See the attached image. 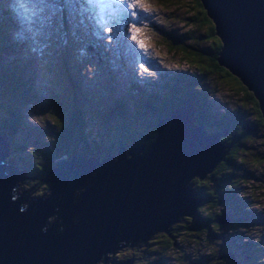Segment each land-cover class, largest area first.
Here are the masks:
<instances>
[{
    "label": "trees",
    "instance_id": "16d2710c",
    "mask_svg": "<svg viewBox=\"0 0 264 264\" xmlns=\"http://www.w3.org/2000/svg\"><path fill=\"white\" fill-rule=\"evenodd\" d=\"M161 1L165 2V0ZM180 1L182 3L187 1V8L191 9L182 16L184 25L189 27L181 30L168 28L169 36H165L168 39L165 48L180 63H186L189 66L185 69L162 68L161 72L156 73L157 80L143 79L142 82L131 71L124 69L119 62V65L117 63L114 66L115 69L111 70L107 65L95 70L87 67L84 51L82 54L80 50V39L85 40L82 41L84 46L92 45L90 41L94 40L87 37L86 29L91 27L86 19L82 24L73 25L72 29L69 28L68 34L61 32L52 42V53L45 55L40 54V45L34 46L32 34L23 32L20 28L21 21H25L22 15L17 11L12 12L6 3L0 6V34L2 33L0 47L8 48V51L14 49L19 51L16 48L21 44L30 45L37 51L35 58H39L45 66V72L43 71L39 76H34V66H31L27 74L23 71L24 77H18L20 84L15 82L16 79H13V73L8 66L5 67L3 64L0 67V137L2 135L7 141V151H11L10 155L21 158L13 161L17 166L18 177L21 174H32L41 180L46 172L52 171L58 158L63 156H67L68 159L73 158L79 144L86 156L91 155L100 161L114 157L119 147L114 139L106 142L102 139L95 140L94 136L89 135L92 118L96 116L94 106H102L100 114L118 119L123 123L124 127L121 130L124 131L125 143L128 147H131L134 142L141 144L154 138L158 115L161 113L160 116L166 118L172 108L178 107L187 98L194 100L199 107L200 114L196 119V124L203 126L209 132H221L226 127H230L221 139L229 147L225 150L221 161L202 179L198 180L194 177L189 182L196 199L203 201L192 215H186L168 225L167 233L162 231L150 236L145 245L140 246V249L138 247L128 248L129 251L120 255L117 251L116 259H98L95 264H128L130 258L133 262L143 260V264H166L163 258L167 256L175 264H194L191 260V262L184 263L179 256H182L183 252L196 255L197 251L193 250L192 245L200 244L207 238L211 239L215 245L222 242V238L218 235L223 230L219 227L221 223L216 221L220 214L217 210L210 208L212 205L227 202L233 197L240 202L238 191H242L241 185H244L242 194L246 195L249 201L255 203L258 201L256 198H259L261 199L259 203H264V118L259 111L256 98L236 76L215 61V56L221 47L220 39L214 33L213 23L199 0ZM29 28L33 32L39 30L32 23ZM69 32L74 44L70 56L67 55L69 51L65 46ZM163 33L166 34L165 31ZM106 48L105 44L99 41L95 49L99 59L105 63L109 61ZM25 55L27 53L17 57L18 66L21 68L26 63L21 58ZM196 64H200L201 67H196ZM4 69L11 72L9 77ZM115 71L124 77H129V82L126 81L127 85H120L115 81ZM83 73L105 80L110 94L118 92L119 94L107 98L100 104L101 95L92 96L93 90L89 91V86L86 90L79 89L80 85L84 84L81 78ZM15 74L17 75V71ZM54 75L58 79L57 82L60 81V88L54 86ZM40 77L42 83L41 80L37 83ZM225 89L223 94L229 97V106L221 112L213 100L215 91ZM39 98L45 100L41 103L40 110L42 113L48 112L51 115L53 121L49 126L54 130L50 136L51 141L44 144L43 148L34 143V135L30 129L26 128L27 121L23 113L24 106L29 103L30 105L38 104ZM242 121L243 126L240 125ZM42 123H44L43 120L38 126H43ZM101 127L108 128L110 132L115 131L105 122ZM246 129H251V131L245 132ZM109 131L106 135H112ZM255 141L258 143L252 146ZM18 162H20L19 165ZM242 171L244 176H241ZM252 172L258 173L255 186L248 180V174H253ZM46 185H48L46 188L48 194L51 184ZM248 188L249 190L246 191ZM36 191L35 193L40 194L42 189ZM236 205L241 211L240 218L234 222L237 226L231 228L228 235L244 238L245 233L249 234L251 230L249 228H252L247 226L250 222L254 223L252 220L256 219H253L254 215H249L238 203ZM261 211L264 213V206ZM73 222H76V219ZM251 231L254 236L258 233L257 230ZM263 236H255V238L262 243ZM178 238L181 239L180 248H177L175 243ZM212 247H214L213 244ZM142 248L155 254H152L150 258H145L144 254L147 251L141 253ZM241 248L244 258L251 259L245 264H264L262 261L263 248L254 246L250 241H243ZM200 249L207 250L204 254L208 253L206 246ZM227 254L233 253L228 251ZM105 256L107 254L100 257ZM221 258L217 257L215 252L212 260L216 262L214 264L218 261L222 264H235L230 257V261Z\"/></svg>",
    "mask_w": 264,
    "mask_h": 264
},
{
    "label": "water",
    "instance_id": "95a60500",
    "mask_svg": "<svg viewBox=\"0 0 264 264\" xmlns=\"http://www.w3.org/2000/svg\"><path fill=\"white\" fill-rule=\"evenodd\" d=\"M199 2L220 39L215 61L254 95L264 118V0ZM160 115L154 138L127 153L121 147L101 161L58 158L46 172L49 193L34 203L13 191L17 176L1 160V149L0 264H91L192 215L201 200L189 182L210 173L224 147L217 132L195 123L192 101Z\"/></svg>",
    "mask_w": 264,
    "mask_h": 264
},
{
    "label": "rangeland",
    "instance_id": "374dc122",
    "mask_svg": "<svg viewBox=\"0 0 264 264\" xmlns=\"http://www.w3.org/2000/svg\"><path fill=\"white\" fill-rule=\"evenodd\" d=\"M23 2L28 3L29 6H35L37 8H44V12L42 13V17H47L48 15V6L47 5H41L39 3H36L35 5H31L30 0H23ZM63 0H56L57 5L59 6L62 4ZM105 3H110L111 7L110 9H105V15L108 18V27L112 28L111 33H107L106 28L101 29L97 24V19L99 16L100 11V5L95 6L92 11L84 14L83 16L70 14L67 8L63 12H58L56 17L51 21V24L49 25V22L46 19H43L41 16H38L32 25H34L36 28H38V32H33L30 30L29 25L30 23H26L25 21H21L22 23L19 24L20 28L23 32L31 33L32 39L34 40V46L38 47L37 45H40V54H51L53 51L52 42H54L61 32H64L68 34V29L71 28L73 25H79L82 24L85 21V16L87 17V22L89 26L92 28L86 29L87 37L90 36L94 38V41H90L92 45H83L81 40L80 50H84V57L85 62L87 64V67H91L92 69H99L102 68V66L107 65L109 69H115L114 66L115 63L121 62L124 67H128L130 70H132L137 76L139 77H145V78H151L150 76H155V71L151 69V67H164V68H176L177 66V58L173 57L171 53L167 51L166 47V40H168L166 37H168V28L181 30L182 28H188V25H184V21H182V16L190 12L188 7V2L180 0H171V1H161V0H146V3L151 5L150 8H131L129 5L133 3V0H126L125 5H120L116 2V0H104ZM4 3L8 5V8L16 13L19 12L22 15L23 12V3L22 0H0V6H2ZM15 7V8H14ZM23 19V17H22ZM4 21V20H3ZM6 22V21H5ZM6 24V23H4ZM167 24H169L167 26ZM137 30L139 31V35H137ZM71 31V30H70ZM79 31V29H78ZM163 31L166 32V34L163 33ZM96 33H99V35H96ZM2 34V33H1ZM0 34V38H1ZM108 36L111 37V40H108ZM166 36V37H165ZM133 37H136L133 39ZM42 38V40H41ZM101 41L105 44L107 47L105 50H107L109 56L108 60L109 62L105 63L95 53L96 45L98 42ZM143 41L145 43V46L142 48L140 47V42ZM65 46L68 47L69 53L67 55H72L73 52V42L70 39V32H69V38L67 42L65 43ZM19 51L11 50L8 51V48H1L0 47V67L4 64V66H8L10 70L13 73V79H16V83L20 84V80L18 77H24L25 74L30 72L31 66H34V76H39L43 73L45 70V66L42 64V61L39 60V58H35L37 56V51L34 48H31L30 45L21 44L18 48ZM6 52L4 53V51ZM23 53H27L24 57H21L26 63L21 67L18 66L17 57L22 55ZM5 55V56H4ZM6 58V59H5ZM21 59V62H22ZM93 61H89V60ZM105 63V64H104ZM15 71H17V75L15 74ZM24 71V72H23ZM5 74L9 77L10 71L4 69ZM45 72V71H44ZM15 75V76H14ZM100 75V74H99ZM55 78L54 86L60 88V81L57 82V78L55 75L53 76ZM82 80L84 81V84H81L79 89L80 90H86L87 86H89V91L92 89L93 93L92 96H98L101 95L99 98V103L102 104L107 98L112 97L115 94H110L109 87H107V82L102 79L94 78L91 74L83 73ZM115 81L118 82L120 85L125 84V78L121 77L120 75L116 74L114 77ZM42 83V79L38 80L37 83ZM223 91L220 90L217 92V94L214 96L216 106H218L222 112L223 109H226L228 105L229 97H226L223 94ZM45 100L43 98L38 99V104H27V106L23 107V113L25 115L26 121H27V127L30 129L31 133L34 135V143L38 146H41L43 148L44 144H48L49 141H51V134H53L54 130L49 126V124L52 123L53 118L48 112H41L40 106H42L41 103H44ZM221 103V104H220ZM226 104V105H225ZM224 107V108H223ZM102 106H96V116L92 118V122L90 124L91 130L89 135H93L95 139L100 140L103 137H106L108 134V128L101 127L103 125V122L107 123L113 130L115 131H109L110 134L108 135L112 139L118 138L122 141L121 145H125L126 149V143H125V135L124 131L121 130L124 126L123 123H121L118 119L115 118H108L107 116H104L103 114H100L102 111ZM88 115V113H86ZM89 118V117H88ZM41 120L44 121L43 126H38L41 123ZM101 122V126H100ZM243 126V121L240 124ZM5 127V125H3ZM89 126V125H88ZM216 126V125H215ZM230 127H226L221 132L218 131L219 134L226 135L229 131ZM251 129H246L245 132H249ZM117 143V144H118ZM258 141H255L252 143V146L257 144ZM16 144V143H15ZM14 144V145H15ZM223 147L225 148L226 144L225 142L222 143ZM34 147H36L33 144ZM0 147H8L7 141L2 137H0ZM120 147V145H119ZM118 147V148H119ZM41 148V149H42ZM117 148V149H118ZM36 151V150H35ZM11 151L7 153L6 158L9 160V162L13 166H16L15 159H21L20 157H16V155L11 156ZM115 155V154H114ZM113 155V156H114ZM20 162H18V165ZM256 177L258 176V173L252 172ZM241 176H244V172L242 171ZM36 175H25L21 174L20 177H18L17 180V192H23L28 191L35 193L37 192V189H42L40 192L41 195H46L47 190L46 188L49 184V179L51 177L50 174L42 177V179L35 178ZM216 178V177H214ZM226 178V177H225ZM258 178V177H257ZM217 179V178H216ZM218 180V179H217ZM227 180V178H226ZM249 183L254 184V186L257 184V181L253 178L249 179ZM47 182V183H46ZM219 182V181H218ZM242 187L244 185H241ZM48 191L49 188H48ZM242 191H244L242 189ZM242 191H238V196L240 199V202L238 199L235 200L233 197L232 199L228 200V203H238L239 206L242 207L243 210H245L249 215H254L256 220L263 219L264 221V213L261 211L262 207L264 206V203L255 204L252 201H249L246 198V195L242 194ZM44 198L43 196H41ZM40 198V199H42ZM36 199L32 198V203L35 202ZM259 201L261 199L258 198ZM225 203V202H224ZM23 206L27 207V204H22ZM241 214V211L237 209V217L239 218ZM51 224L44 227L43 230H46ZM253 230V229H251ZM181 239L178 238V241L176 240V247L180 248L179 242ZM147 240H139L137 242H131L129 244H126L121 247V250L119 251V255L123 252L129 251L130 248L138 247L140 248L145 245ZM126 247V248H125ZM129 248V249H128ZM118 250L116 249L115 252L111 253L112 251H108L102 255L107 254L105 257H98V259H113L117 258L118 256ZM100 255V256H102ZM127 255V254H125ZM184 263L190 260H194L196 264H203L202 259H199L198 253L196 255L194 254H185L183 252L182 256H179ZM168 263L166 264H175L172 259H170L167 256ZM114 260V259H113ZM245 260H251L250 258H245ZM264 260V258H263ZM191 262V261H190ZM205 262V261H204ZM95 264V263H94ZM128 264H143V260L139 261H132V258L129 259Z\"/></svg>",
    "mask_w": 264,
    "mask_h": 264
},
{
    "label": "clouds",
    "instance_id": "9594fccd",
    "mask_svg": "<svg viewBox=\"0 0 264 264\" xmlns=\"http://www.w3.org/2000/svg\"><path fill=\"white\" fill-rule=\"evenodd\" d=\"M85 19H87V17L85 16ZM92 28H90V30H91ZM90 37V36H89ZM90 38H92V37H90ZM92 40H95L94 38H92ZM101 42V41H100ZM108 56H109V54H108ZM110 61V60H109ZM108 61V62H109ZM118 63V62H117ZM117 63H115V64H117ZM121 65H122V67L124 68V69H126V70H129V71H131L132 73H133V75L138 79V80H140L141 82H142V80L143 79H146V80H148V79H153V80H157V76H156V73H157V71H159V72H161V70H162V67H151V69H153L154 71H155V73H154V75L155 76H150L151 78H145V77H139V76H137V74H135L132 70H130L128 67L126 68V67H124V65L121 63V62H119ZM119 63H118V65H119ZM177 63V66H176V68H164V69H178V68H183V69H185V68H187L189 65L188 64H186V63H180L179 61H177L176 62ZM105 64V63H104ZM104 66H102V68H103ZM102 68H100V69H102ZM109 69V68H108ZM109 70H111V69H109ZM112 72V71H111ZM114 73V72H113ZM115 75L116 74H118V75H120L121 77H124L123 75H121L119 72H117V71H115V73H114ZM115 77V76H114ZM125 78V84L127 85V82H129V77H124ZM127 81V82H126ZM217 92L218 91H215V95L217 94ZM186 100H189V101H192L193 102V106H194V117H195V121H196V119H198V116H199V114H200V110H199V107L195 104V101L194 100H192V99H189V98H187V99H185V100H183L182 101V103L181 104H183V103H185V101ZM213 102H214V104L215 105H217L216 104V102H215V98H214V100H213ZM181 104H179L178 106H180ZM95 108H96V106H94ZM177 107V106H176ZM176 107H174V108H176ZM219 110H220V108L218 107V106H216ZM174 108H172V109H174ZM171 109V110H172ZM161 117V116H160ZM161 118H163V117H161ZM93 120V119H92ZM88 126V125H87ZM200 127L204 130V131H207L203 126H201L200 125ZM90 129H91V127H90ZM207 132H209V131H207ZM209 133H214V132H209ZM102 139V138H101ZM110 139H112V138H110L108 135L106 136V137H103V139L102 140H106V142L108 141V140H110ZM115 141H116V143H118V138H117V140L116 139H114ZM121 143H122V141L121 140H119V143L117 144L118 146L120 145V147L119 148H121V147H123V149L122 150H124L125 151V153H127V150L129 149V148H131L132 146H133V144L135 143H132L131 144V147H128L127 146V144H126V149H125V145H121ZM2 148V147H1ZM117 152V151H116ZM89 157H93V156H91V155H89V156H87V158H89ZM115 157V156H114ZM95 159H98V158H95ZM6 160H7V158H5V160H4V162H6ZM99 160V159H98ZM13 167H15L16 169H17V166H13ZM12 167V168H13ZM13 173V172H12ZM15 176H17L16 177V181H15V185H14V188H13V191L14 192H16V194H22V193H25L26 194V196H27V198L29 199V200H32V198H34V199H36L35 201H38V200H40V198H42L41 196H43V197H45L46 195H41V193L40 194H37V193H32V192H28V191H23V192H17V190H16V188H17V180H18V174H16V173H13ZM31 176H33L32 174H31ZM219 219V218H218ZM54 221V217L51 219V220H47V224H46V226L47 225H49V224H51L53 221ZM252 222H254V223H252V225L254 226V224H258V226L259 227H261L262 225H264V221H263V219H260V220H252ZM260 222V223H259ZM222 239H223V242H220V244H218V245H215L213 242H212V244H213V249L215 250V251H217L220 255H221V257H223V258H226L227 260H229V257H230V259L232 260V261H235V264H245V263H247V262H250V261H246L245 260V258H244V256H243V251H242V248H241V244H242V242L243 241H250V242H252L253 244H254V246H256V247H259V248H263L264 249V245H262L261 243H260V241L258 240H256V241H253V240H251V239H242V238H238V237H235V236H231V235H227L226 237H222ZM121 250V247H119V249H118V252ZM230 252V253H233V254H227V252ZM224 252V253H223ZM152 254H155L154 252H150L149 250L147 251V253H145L144 254V257L145 258H150L151 256H152ZM117 257V256H116ZM116 259V258H115ZM131 259V258H130ZM105 260V259H104ZM168 259L167 258H163V262L164 261H166L167 263H168V261H167ZM230 261V260H229ZM262 261H264L263 260V258H262ZM227 264V263H226Z\"/></svg>",
    "mask_w": 264,
    "mask_h": 264
},
{
    "label": "snow or ice",
    "instance_id": "6c2138e0",
    "mask_svg": "<svg viewBox=\"0 0 264 264\" xmlns=\"http://www.w3.org/2000/svg\"><path fill=\"white\" fill-rule=\"evenodd\" d=\"M31 5H35L39 3L41 5L48 6V15L47 17H42V13L44 12V8H37L35 6H29L28 3L23 2V12L22 17L26 23H34L38 16H41L43 19H46L51 24V21L56 17L58 12H63L65 8L69 11L70 14L83 16L84 14L92 11V9L100 5L99 16L97 19V24L101 29H105L107 33H111L113 30L111 27H108V18L105 15V9H110L111 4L105 3L104 0H63L62 4L59 6L56 3V0H30ZM116 2L120 5H125L126 0H116ZM131 8H150L151 5L146 3V0H133V3L129 5ZM139 31L137 30V35H139ZM99 35V33H96ZM136 37H133L135 39ZM108 40H111V37L108 36ZM145 43L143 41L140 42V47H144ZM84 50H81L83 54ZM196 67H201L200 64H196Z\"/></svg>",
    "mask_w": 264,
    "mask_h": 264
},
{
    "label": "flooded vegetation",
    "instance_id": "af4514ba",
    "mask_svg": "<svg viewBox=\"0 0 264 264\" xmlns=\"http://www.w3.org/2000/svg\"><path fill=\"white\" fill-rule=\"evenodd\" d=\"M217 131H215L214 133H216ZM218 133V132H217ZM219 134V133H218ZM225 135L222 133V134H219V138H218V141H220L221 143H223L224 142V140H222L221 141V139L224 137ZM227 148H229L228 147V145H226L225 146V148H224V152H225V150L227 149ZM12 172L13 173H17L16 172V168L15 167H13L12 168ZM19 177H20V175H19ZM197 178V177H196ZM202 202L203 201H200V204L199 205H201L202 204ZM237 203H228V202H225V204L224 203H217V204H214V205H212L210 208L211 209H214V210H217V213H219L220 214V216H219V218H221V217H224V222H222L221 224H219V227H220V229L221 230H223V232H220L219 233V235H218V237H226L227 235V232L231 229V228H233V227H236L237 225H235V221L238 219V217H237V205H236ZM198 205V206H199ZM210 208H209V210H210ZM240 218V217H239ZM219 223V222H218ZM250 224H252L251 222H250ZM233 226V227H232ZM251 227L253 228V225H251ZM222 242H223V239H222ZM212 240L211 239H209V238H207V240H205V241H203V242H201L200 244H193L192 245V248H193V250L194 251H197V253H198V258L199 259H202V261H203V264H214V263H216L215 261H213L212 260V258H213V255L215 254V252L217 253V257H219L220 256V258H221V255L217 252V251H215L214 249H213V247H212ZM182 245V244H181ZM202 246H206L207 247V249H208V253L207 254H204V253H206V251L207 250H204V249H200ZM141 248V247H140ZM140 248H138V249H140ZM143 251L144 252H146V251H148V250H146V249H144V248H142L141 250H140V252L141 253H143ZM187 254H193V253H191V252H187ZM207 255V256H206ZM205 258V259H204ZM222 259V258H221ZM192 261V263L194 262V264H196V262L194 261V260H191ZM205 261V262H204ZM218 263L219 264H222L220 261H218ZM217 263V264H218Z\"/></svg>",
    "mask_w": 264,
    "mask_h": 264
},
{
    "label": "built area",
    "instance_id": "2783aa9c",
    "mask_svg": "<svg viewBox=\"0 0 264 264\" xmlns=\"http://www.w3.org/2000/svg\"><path fill=\"white\" fill-rule=\"evenodd\" d=\"M248 178H249V179L253 178L254 180H256L257 177H255L254 174H250V173H249V174H248ZM242 189H244V186H243ZM248 190H249V188L246 189V191H248ZM256 199L258 200V198H256ZM258 201H259V200H258ZM253 230H257V231H258V233H257L255 236L264 235V225H262L261 227H259L258 224H254V226H253ZM251 232H252V231H250L249 234H248V233H245L246 236H245L244 238H242V239H251V240L256 241L257 239L255 238L254 233H251ZM226 235H227V234H226ZM262 238H263V242H262L261 244L264 245V236H263Z\"/></svg>",
    "mask_w": 264,
    "mask_h": 264
},
{
    "label": "bare ground",
    "instance_id": "6f19581e",
    "mask_svg": "<svg viewBox=\"0 0 264 264\" xmlns=\"http://www.w3.org/2000/svg\"><path fill=\"white\" fill-rule=\"evenodd\" d=\"M221 104V103H220ZM226 105V104H225ZM224 108V107H223ZM91 136H93V135H91ZM93 139H95V138H93ZM95 140H97V139H95ZM84 150L82 149V147L80 146V144L78 145V148H77V151L75 152V154H74V156H76L77 154H81V156H83L84 158H87V156H86V154L83 152ZM73 156V157H74ZM62 158H65V159H68V157L67 156H63V157H61V158H59V159H62ZM50 175H51V173H50ZM49 181V183L51 184V180L49 179L48 180ZM252 185H254V184H252ZM51 187V186H50ZM256 204H258L259 203V201H256L255 202ZM247 221V220H246ZM240 222V221H239ZM252 224H249L247 227H250ZM233 227V226H232ZM249 229H253V228H249ZM251 231V230H250ZM242 232H244V231H242ZM227 235H228V232H227ZM237 236V235H236ZM254 241V240H253ZM247 244V243H246ZM126 248V247H125ZM248 248V247H247ZM96 262H98V260L97 259H93L92 260V262H91V264H94V263H96Z\"/></svg>",
    "mask_w": 264,
    "mask_h": 264
}]
</instances>
